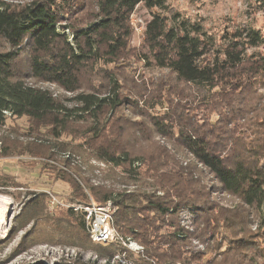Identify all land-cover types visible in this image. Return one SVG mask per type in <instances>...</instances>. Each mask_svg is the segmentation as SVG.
I'll use <instances>...</instances> for the list:
<instances>
[{"label": "trees", "instance_id": "trees-1", "mask_svg": "<svg viewBox=\"0 0 264 264\" xmlns=\"http://www.w3.org/2000/svg\"><path fill=\"white\" fill-rule=\"evenodd\" d=\"M253 3L264 14V0ZM139 5L151 18L137 55L129 48L130 17ZM164 10V0H0V129L25 118L32 135L40 130L49 138L47 152L69 154L66 165L70 155H87L108 173L126 175L121 190L87 183L88 192L98 204L111 202L116 233L141 253L92 244L80 213L56 209L54 233L73 229L87 241L74 245L106 264L121 255L130 264H264V34L241 26L215 37ZM133 57L167 74L138 110L141 121L124 114L137 104L121 92V67ZM39 83L73 96L60 100ZM180 156L189 159L185 166ZM200 169L234 203L213 198ZM56 177L87 199L79 180L67 172ZM43 199L48 195L27 200L8 239L42 213L51 220ZM184 213L188 227L179 221ZM30 237L25 232L12 255L29 248Z\"/></svg>", "mask_w": 264, "mask_h": 264}, {"label": "rangeland", "instance_id": "rangeland-1", "mask_svg": "<svg viewBox=\"0 0 264 264\" xmlns=\"http://www.w3.org/2000/svg\"><path fill=\"white\" fill-rule=\"evenodd\" d=\"M164 1L166 10L162 11V14L172 9L182 19L188 20L191 23H200L207 33L215 37H219L226 29L231 30L232 28L241 26H252L264 34V14L256 11V6L253 3L254 0ZM150 18L151 13L142 5H139L130 17L132 36L129 48L136 51L137 55L144 52L142 50L144 27ZM135 58H131L124 67H121L120 77L124 86L121 92L123 96L127 97L131 102L135 101L137 104L136 106L132 105L128 107L124 111V114L128 117H135L133 118L134 120L141 121L137 117L138 110L141 107L145 108L143 102L148 93H151V95L158 94L155 83L159 77L163 75L167 77V74L153 67L145 68L143 62ZM25 59L23 57L24 62ZM94 84L96 86L97 81ZM36 87L49 90L53 96L60 100L69 99L73 96L61 91L54 85L39 83L36 84ZM69 105L71 106V104ZM158 111L160 110L158 109ZM32 131L33 129L30 128L25 118L7 120L5 126L0 129V184L5 186H0V198L5 199L4 202H0V264H35L37 262L41 264H55L60 260L73 262L77 259L81 263L86 264L95 261H97V264H106L105 261L99 260L90 249H81L74 245L76 244L74 242L78 240V235L73 229L67 228V232L62 236L58 232L54 233L52 227L56 225L54 220L61 215L59 214L60 210L55 209L52 212L48 210L47 212L45 209L44 214H48L51 220H45V216L42 213L35 219V222L18 232L13 238L8 239L10 228L15 226L13 223L14 218L20 214L27 200L37 194H45V196L48 192L53 194L64 205L59 209L63 208L62 210H64L93 201L88 192V184L96 185L103 183L121 190L123 188L121 184L129 182L125 178L126 175H122L121 170L108 173L107 166L93 160L87 155H70L69 165H66L64 160H66L69 154H63L59 149L57 151L56 148L53 151L49 150L47 152L48 147L44 142L46 140L49 141V138L43 131H35V135L31 134ZM64 140L68 146L71 145L70 147L76 144V141L69 138H65ZM134 148L128 149L130 156L134 155L136 151ZM5 152L7 153L4 154ZM180 160L182 166H185L189 159L180 156ZM59 172H67L76 180H79L86 192L87 199L80 200L74 197L70 186L57 179L56 175ZM112 175L115 176L114 179ZM200 178L203 184L210 191H213V198L223 204L230 205L234 203L232 199L219 192L218 184L207 171L202 169ZM127 188L129 190L133 189L132 186ZM144 189L150 190L147 185H145ZM47 201L43 199L44 208H46ZM76 216L81 217L79 212H77ZM179 221L182 226H189V219L186 213L181 215ZM25 232H29L30 238H33L34 241H32L29 248L12 255L18 247H21V239ZM78 242L87 245V241L78 240ZM113 244H120L134 254L143 251L142 247L133 241L125 243L122 240V242L118 241V243ZM192 245L196 246L197 249H201L195 241L192 242ZM117 261L120 264H130V262L124 259V255L116 257L111 261V264H116Z\"/></svg>", "mask_w": 264, "mask_h": 264}, {"label": "built area", "instance_id": "built-area-1", "mask_svg": "<svg viewBox=\"0 0 264 264\" xmlns=\"http://www.w3.org/2000/svg\"><path fill=\"white\" fill-rule=\"evenodd\" d=\"M5 115L8 113L4 112ZM48 195L47 208L50 212L64 205L51 193ZM74 211L82 215L85 231L90 242L98 246H108L109 244L122 242L113 227V208L111 202L96 204L90 201L89 204L75 206Z\"/></svg>", "mask_w": 264, "mask_h": 264}, {"label": "bare ground", "instance_id": "bare-ground-1", "mask_svg": "<svg viewBox=\"0 0 264 264\" xmlns=\"http://www.w3.org/2000/svg\"><path fill=\"white\" fill-rule=\"evenodd\" d=\"M4 200H5L4 198H2V197L0 198V202L1 201L4 202ZM3 204H6V203H3Z\"/></svg>", "mask_w": 264, "mask_h": 264}]
</instances>
